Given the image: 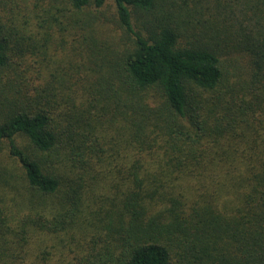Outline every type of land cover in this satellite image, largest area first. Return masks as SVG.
<instances>
[{
	"label": "trees",
	"instance_id": "obj_1",
	"mask_svg": "<svg viewBox=\"0 0 264 264\" xmlns=\"http://www.w3.org/2000/svg\"><path fill=\"white\" fill-rule=\"evenodd\" d=\"M109 1L0 0V264L75 229V264H264V0H111L104 45Z\"/></svg>",
	"mask_w": 264,
	"mask_h": 264
},
{
	"label": "rangeland",
	"instance_id": "obj_2",
	"mask_svg": "<svg viewBox=\"0 0 264 264\" xmlns=\"http://www.w3.org/2000/svg\"><path fill=\"white\" fill-rule=\"evenodd\" d=\"M59 10L57 11L55 9L54 11V15L58 16V18L61 17V12ZM46 14L49 13L46 12ZM92 14L98 18V21L95 25L100 29L96 35V38L93 40H99L104 45H110L114 41L118 42L120 30L116 20L114 3L110 0L106 7L98 10L97 13L93 12ZM41 18H43L44 22L46 15L43 14L40 16L39 20ZM83 33L84 32L77 26H70L68 28L66 36L68 39H72L73 35L80 36L79 40L74 41L75 49L72 48L70 42L68 43V46H66L63 42L57 41V39L61 38V36L58 38L55 37L53 40V45L56 52L54 53V60H57L56 63L61 65L58 66L56 64L58 67H54L55 69L58 68L60 72L70 71L72 68H82L84 71H88L87 66L91 64L88 62L85 64L80 53L83 52L84 49V42L82 40ZM93 67L95 68V66ZM77 72L81 75L85 74L83 71ZM23 142L27 144L26 140ZM1 164H3L2 168H8L4 169L3 171L8 172L9 174L17 172V168H19L17 162L9 157L7 153H0V165ZM109 186L110 185L108 183V187ZM227 207L230 206L228 205ZM217 209L223 210L225 213L224 210L226 208L225 201L223 199L218 202ZM14 227L16 230L14 231V234H12L13 240L17 241V239H20L22 236L20 233H15L21 231V228L18 227V223H16V226ZM83 230L75 229L68 234L61 233L58 235V238H55L53 235H47L45 233L43 234L38 230H36L34 236H30V234L25 233L24 239L26 238L29 242V237H31L30 243H27L28 245L25 246L24 249H21L19 245L20 243L16 242L17 244H12V247L14 248L13 252L15 255H20L21 259L19 261H22L25 264H75L77 263V258L84 253V247L90 238V232L86 234ZM60 237L63 239V241L59 239ZM24 250L27 251L28 254H26ZM45 253H48V255Z\"/></svg>",
	"mask_w": 264,
	"mask_h": 264
}]
</instances>
